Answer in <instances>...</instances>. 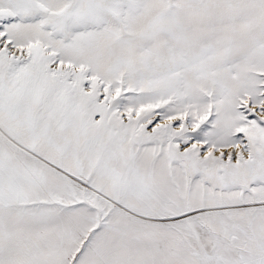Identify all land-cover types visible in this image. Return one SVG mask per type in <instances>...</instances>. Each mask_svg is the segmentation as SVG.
<instances>
[{"label":"snow or ice","instance_id":"snow-or-ice-1","mask_svg":"<svg viewBox=\"0 0 264 264\" xmlns=\"http://www.w3.org/2000/svg\"><path fill=\"white\" fill-rule=\"evenodd\" d=\"M0 264H264V0H0Z\"/></svg>","mask_w":264,"mask_h":264}]
</instances>
